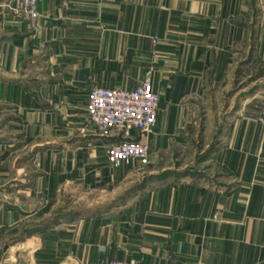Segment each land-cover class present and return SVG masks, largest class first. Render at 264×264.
<instances>
[{"label": "crops", "instance_id": "obj_1", "mask_svg": "<svg viewBox=\"0 0 264 264\" xmlns=\"http://www.w3.org/2000/svg\"><path fill=\"white\" fill-rule=\"evenodd\" d=\"M39 13L0 37V264H264V125L249 109L264 0H39ZM148 75L150 164L116 168L88 93ZM67 188L89 209L53 219Z\"/></svg>", "mask_w": 264, "mask_h": 264}, {"label": "built area", "instance_id": "obj_2", "mask_svg": "<svg viewBox=\"0 0 264 264\" xmlns=\"http://www.w3.org/2000/svg\"><path fill=\"white\" fill-rule=\"evenodd\" d=\"M25 6L28 15L35 18L36 0H25ZM159 102L160 94L154 90L150 75L134 89L93 87L89 91L88 119L100 128L103 137L116 139L106 150L112 166L135 161L141 166L150 164L149 143L142 137H148L157 124ZM255 120L264 125V107ZM99 264L144 263L101 259Z\"/></svg>", "mask_w": 264, "mask_h": 264}, {"label": "rangeland", "instance_id": "obj_3", "mask_svg": "<svg viewBox=\"0 0 264 264\" xmlns=\"http://www.w3.org/2000/svg\"><path fill=\"white\" fill-rule=\"evenodd\" d=\"M39 16H40L39 0H36V17L35 18L29 16L28 13L26 12L25 0H0V37L2 35L12 34L14 31L11 30V27L12 26L17 27L20 21L34 22L35 20L39 18ZM0 70H2L1 61H0ZM263 107H264V95L259 96L258 100L252 102L249 109L254 111L255 114L259 115ZM255 119L256 118H254V120ZM192 153L193 151H191V154L189 152L185 153V156H184L185 162H188V159H191L193 157ZM135 163L137 162H131L128 165L129 167H134L136 166ZM143 168H146V167H143ZM191 170H193V168H191ZM164 175L167 176L168 174H163V176ZM81 192L83 191L76 190V189H70V188L63 189L59 195L57 204L54 206V210L51 215L53 219L57 217L60 218L66 213L76 212L78 208L79 210L89 209L87 207H89L90 202H91L90 194H86L89 196L83 198L82 200H76L75 198Z\"/></svg>", "mask_w": 264, "mask_h": 264}]
</instances>
